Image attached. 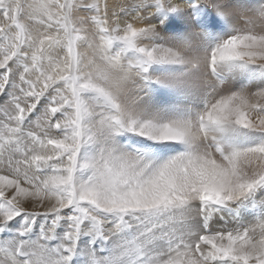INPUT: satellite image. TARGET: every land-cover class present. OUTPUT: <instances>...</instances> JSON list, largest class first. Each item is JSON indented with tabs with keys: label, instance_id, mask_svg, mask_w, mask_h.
Returning a JSON list of instances; mask_svg holds the SVG:
<instances>
[{
	"label": "snow or ice",
	"instance_id": "snow-or-ice-1",
	"mask_svg": "<svg viewBox=\"0 0 264 264\" xmlns=\"http://www.w3.org/2000/svg\"><path fill=\"white\" fill-rule=\"evenodd\" d=\"M0 264H264V0H0Z\"/></svg>",
	"mask_w": 264,
	"mask_h": 264
}]
</instances>
